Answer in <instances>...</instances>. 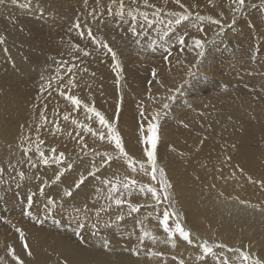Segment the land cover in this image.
I'll list each match as a JSON object with an SVG mask.
<instances>
[{
    "label": "bare ground",
    "instance_id": "bare-ground-1",
    "mask_svg": "<svg viewBox=\"0 0 264 264\" xmlns=\"http://www.w3.org/2000/svg\"><path fill=\"white\" fill-rule=\"evenodd\" d=\"M162 4L168 2L154 0L148 4V8L160 7ZM15 5L16 8L9 7L10 4L4 7L10 16L18 14L21 9L31 10L18 0ZM160 21L164 22L163 19ZM20 22L23 24L21 18ZM91 22L96 23L97 19H91ZM196 28L192 30L182 25L176 32L181 37L191 33L193 38L199 39L204 34H198ZM8 30L11 37L23 43L25 50L20 54L12 43L13 50L5 54L0 45V167L5 169L0 176V203H3L0 206V258H3L0 264H16L8 254L9 248L24 264H180L181 261L183 264H218L217 256L226 259L228 264H246L241 253H225L214 247L213 253L205 260L198 259L203 255V246L207 244L204 236L214 238L219 245L237 248L250 255H264V125L255 123L256 119L252 117L258 114L257 111L261 112L262 106L259 110L255 101L251 102L253 114L250 116L247 105L243 107L244 102L241 105L243 88L264 84L263 59L255 60L254 64L237 61L220 66L224 65L228 69L227 83L218 82L227 90L218 96L223 100L222 106L216 109L220 114L214 111L209 118L212 129H206L200 135L199 131L204 126L194 123L197 116L185 113L184 116H189L191 122H172L166 118L168 109L163 110L161 107L162 103H171L166 97L175 94V89L186 80V73L190 69L202 76L204 71L207 72L205 67L194 65L198 61L194 52L181 54L185 55L178 62L180 64H167L162 60V53L166 54V49L172 51L176 34L165 39L157 32H147L143 41L145 44H137L129 37L135 45L132 48L122 38L115 39L112 43L115 45H110L105 37L104 43L117 54L118 69L114 71L117 66L113 68L106 60L107 51L98 55L94 49H90L88 56H83V51L80 53L85 62L81 59L76 63L68 62L69 66L75 65L69 73L64 71V65L57 67V62L62 61L59 57H49L50 53L61 55L55 42H49L50 48L46 49L28 32ZM3 33L10 36L8 32ZM150 36L153 38L150 39ZM229 37L234 39L232 34ZM126 44L131 50L138 46L136 53L126 54L123 51ZM233 46L236 48L230 49L234 56L232 60L247 56L249 38L241 47L237 40ZM174 53L177 57V52ZM219 53L222 52L218 51L217 55ZM188 54L194 55V59H190ZM214 54L210 53L209 56L213 57ZM174 59L170 58L171 61ZM203 60L205 63L211 59ZM248 70L259 78H249ZM231 71L236 72L232 79L230 76L234 73ZM214 72L210 71L208 75ZM71 75L77 88L74 91L71 88L70 92L74 94L68 93L69 90L63 87ZM51 78L57 80L55 83L58 87L50 83L53 88L44 89V80ZM238 83L245 87H240ZM192 86H185L179 95L183 96L193 89ZM62 90H68L65 93L79 99L80 106H74L66 100L61 95ZM193 90H196L195 87ZM261 90L264 91L263 88ZM231 96L235 97V102ZM185 102L191 103L189 98ZM198 110L204 115V109ZM97 111L117 127L126 151L138 162L136 171L114 159L105 169L97 172L96 178L88 175L90 171L96 172L93 168L100 164L104 154L114 151L107 139L101 141L98 135H93L97 132L106 134L107 131L99 125L95 116ZM157 112L161 113L158 120L151 121V116ZM221 113L224 114L221 116ZM63 115H69V121H64ZM73 120L76 123H72ZM150 122L158 124L157 169H164L165 178L172 185L167 190L168 199H162L160 203L147 193L146 188L155 187L159 193L161 186L152 180L150 171L139 168V163L147 164L142 150L151 147L144 144L150 135L147 131ZM86 128H91L93 132H88ZM29 136V155L38 161L36 150L39 147L45 157L50 159L48 166L37 162L35 168L28 167L23 148L29 146L26 139ZM38 141L43 143L38 144ZM52 149H55V153H52ZM62 152L64 155L61 158L59 153ZM53 156L62 162L53 163ZM18 161L25 162L18 164ZM9 162L17 165L18 172L21 169L25 172L23 179L17 176V180L10 181ZM61 172L63 175L57 181L55 177ZM81 179L85 182L76 189L74 185ZM103 179L110 181L111 186L103 184ZM130 180H135V185L130 184L125 189L124 184ZM113 187L116 188L115 192L112 191ZM41 188L44 189L43 196L39 192ZM69 189L73 192L72 198L63 197L61 200L57 196L58 193L63 196ZM33 193L32 206L29 207L26 200ZM47 196L56 198L57 205L62 206L45 215ZM110 196L112 199H109ZM115 199H121V205H116ZM100 208L106 210L100 212V231L92 235V229L88 227L79 234L77 221L91 225L96 220V210ZM165 210L179 214V222L189 232L192 243L174 236L176 244L173 247L168 234L164 232ZM85 211H88V216H85ZM118 217L123 219L118 220ZM43 219L63 225L59 228L60 232L56 229L51 232L47 226L36 224L37 221L43 222ZM106 222L111 224V228L103 227ZM175 223L173 216L169 220L172 231H175ZM16 229L24 232L23 241ZM69 230L72 236L71 231H76L81 240L67 235ZM102 238L109 241L107 249L102 246ZM129 249H139L138 255H133ZM151 252L157 255H149Z\"/></svg>",
    "mask_w": 264,
    "mask_h": 264
},
{
    "label": "rangeland",
    "instance_id": "rangeland-1",
    "mask_svg": "<svg viewBox=\"0 0 264 264\" xmlns=\"http://www.w3.org/2000/svg\"><path fill=\"white\" fill-rule=\"evenodd\" d=\"M15 1L16 0H0V40L4 41V43H0V45L5 50V51L3 50L5 54L6 52L13 50V48H15L17 52L19 50L20 54L22 53L23 50H25L23 43H21L14 37H11L8 29L21 30V31L23 30L28 32L33 38L38 39L43 44L42 46L46 49L50 48L49 42L51 43L55 42V44L58 45L57 48L61 50V55L59 56L55 53H50L49 57L50 56L52 58L59 57L58 59L62 61L72 62V63H76L80 61L81 51L90 52V49H94L98 53V55H102L106 50L100 47L99 42L101 41L104 42L105 37L108 38L107 42L108 44L110 42L111 43L110 45H115L112 44L115 41V39L122 38L128 44H131L130 47L132 48L135 45L129 40V37H131V39H133L134 42L139 40L141 43L146 39L147 32H148L147 34L151 32L153 33L157 32L159 33L161 38H165V39L171 34L177 35L176 40L172 44V51L174 50L173 53L171 51L172 55H170V57L168 56L169 58L165 59L166 54L163 55L162 53V56L164 57L162 58V60H164V62H167V64L168 62L178 63L183 59L184 55L187 53L186 51L188 50L186 49H188V47L191 45V42L193 44V40L195 39V37L193 38V35L191 33L185 34V36L183 37L187 40V44L181 45L179 43V39L181 36L176 31H178V29L182 25H187L192 30H194V28L197 27L196 31L198 32V34L200 33L204 34V36L201 38L204 40L208 39V41L203 40V42H205L204 43L205 54L209 52L208 54H206L207 56H209L210 53L212 54L215 53L216 56L215 54L213 57L211 55V57L209 56L210 58L208 57L209 59L207 58V56L204 58L197 57V60H199L200 63L199 64L195 63L194 65H197L198 67L202 66V68L205 67L204 70H207V72L204 71L203 76L201 74L200 75L196 74V76L193 78H189V77L186 78V80L191 79V81L193 82L191 83L193 84L192 87L193 89L195 87L196 90H193L191 88L189 89V91H187V93L183 94V96H180L179 93L175 92L174 95L176 96V99L172 100L171 103H169L170 105L168 108L169 114L167 111L166 118L172 122L186 121L189 123L192 120L189 118V116L186 118L184 116L185 113L187 115L197 116V120L194 123L204 126L203 129L199 131L200 135L203 134V132L206 129H212L213 124L209 118L212 117V112L215 111L214 113H216L217 111L216 109L222 106L223 100L220 99L218 96L221 95L222 91H225L227 89L223 88V85H221V83L218 82L222 81L227 83L228 81V75L226 74V70L228 69H225L224 65L226 66L228 64H234L237 61L238 62L241 61V63L244 62L250 64H254L255 60L257 59L259 60L263 59L262 61H264V0H246V4L244 8L240 9V11L236 10L235 5L233 4V0H179V3H177L176 0H166L168 4L166 5L162 4L160 7H151V8L145 6L143 0H136V3H133V0H124L125 11L127 12L131 10L133 12V15L136 16V21H133L132 17L128 16L127 17L128 23H122L121 18L109 17L107 14L108 8H112L114 12L119 10L120 0H99V3H97L96 0H88L87 5H85L84 0H18L20 3H25L26 6H29L31 10L21 9L19 12H17L18 14L16 15L14 14V16L12 14L10 16L4 7L10 4L11 6L9 7L16 8ZM153 1L154 0H148V4ZM27 3L30 5H28ZM180 4H183L185 7L182 9L180 7ZM229 8L231 9V11L229 10ZM93 9L96 10L97 17H100L101 12H103V20L107 25V27H104V25H100V27H97V25L100 24L99 19H97L96 23H93L91 22L92 18L86 17L89 16L88 13L91 12ZM145 16L147 17V20L144 19ZM179 16H187L188 19L182 20L180 24H176L175 20ZM20 18L21 20H23V24L20 22ZM161 19H163L164 22L160 21ZM215 19H219L221 21V25H216L211 23V21ZM148 20L152 21L151 27H148ZM76 21H87L84 29L85 34L83 36L79 35L78 31L74 29V23ZM169 21H171V23H169ZM132 23H136L137 31L139 32L138 36H134L131 32L127 31L128 27ZM141 25H143L142 29H141ZM89 26L91 27V30L94 34L97 43H93V41L87 35V28ZM201 29H203V31H201ZM3 31L8 32L10 36L3 33ZM231 34L232 37L234 36L233 40L231 39V37H229L231 36ZM151 38L153 37L150 36V39ZM248 38H249V49H248L249 52L247 53V56L239 57L236 60H232L234 56L231 55L232 52H230V49L236 48L233 46V42H236L237 40L239 43V47H241L243 44L247 42ZM12 43H13V48H11ZM142 44H145V42H143ZM214 45L216 47H214ZM220 45L222 46L220 47ZM137 50H138V46L131 50L130 48L127 47L126 44L125 50L123 51H125L126 54H133L136 53ZM182 50H184V52ZM226 50H229L227 51L229 54L226 53ZM218 51L222 52L221 53L222 55L220 53L217 55ZM174 52H177L176 53L178 54L177 57ZM183 53L185 54L181 55ZM188 53L191 52L188 51ZM225 53L228 55L225 56L226 55ZM106 55H107L106 60L110 63V65L113 68L116 67L117 61L114 62L112 60L110 53L107 52ZM118 55L120 56V54ZM194 55L193 56L189 55L188 57H190V59H192L193 57L194 59ZM150 56L153 57V53H151ZM171 56L175 58L172 61L170 60V58H172ZM0 57L2 56L0 55ZM67 58H71V60L69 61L67 60ZM203 59H206L205 61L211 59L210 60L211 63L209 61L204 63ZM81 60L83 62L86 61L84 59ZM222 64L224 65L220 67ZM60 67H63V65ZM173 69H175V67ZM219 70L221 72H219ZM210 71L216 74L214 75L212 73V75L209 76L208 74L210 73ZM218 72L219 74H217ZM231 72H233L234 74L231 73L233 75L230 76V79H232L231 77L235 76L236 73L235 71H231ZM248 72L250 74L249 78L251 79L259 78V76H256L254 73H251L249 70ZM222 74L224 75V77L222 76ZM193 80L195 81V83ZM44 81L46 83L44 89L45 88L49 89L50 87L53 88L52 85L55 86L58 85L55 83L57 82V80L54 81L52 78L51 80H44ZM196 82L199 84H197ZM50 83L53 84L49 85ZM238 84L236 86H238ZM230 86H232L231 83ZM239 86L245 87L243 84H240ZM261 88L264 89V84L250 85L249 87L246 86L245 88H243L244 91H242L241 93L244 94L243 95L241 94V96L244 97L242 98L241 105H243L244 102L245 104L243 105V107L247 105V108H249L248 113H251L250 116H252L253 112H251L250 103L255 101L254 103L256 107H258L259 110H261L262 108V110L261 112L257 111L258 114H255L252 117L256 119L255 123L264 125V116H263L264 91L261 90ZM74 90H77V88L74 87L73 91ZM62 91L66 92L68 90H62ZM71 92L69 91L68 93ZM71 94H74V92H72ZM231 97L234 98V102H235V97L234 96ZM187 98H189L191 103L185 102ZM248 98H251L252 101L250 99L248 100ZM193 101H196L197 103H193ZM197 108L198 109L201 108V110L204 109L203 110L204 115H201L199 113L200 110H198ZM217 112L218 113L216 114H220L219 111ZM223 114L224 113H221V116ZM97 167H100V164H98L95 168H93V171H97ZM106 167H101L100 170H103ZM2 205L3 203L1 202L0 206ZM253 214L254 213H252V215ZM44 221L43 222L37 221L36 224H43L47 226L51 232H54L56 230L60 232L59 228H62L63 226L58 223L49 222V221L44 222ZM72 232H73V236L70 234V230L68 231L69 234L67 235L77 238L76 240L80 241L81 239L78 237L77 232L75 231L74 233V231H71V233ZM210 238L211 237L204 236V239L205 240L207 239L206 243L207 244L210 243L209 245L213 246L214 248H217L216 250H221L225 253H238V254L241 253L239 249L233 247L229 248L225 245H224L225 247L223 248L215 247L216 245H219L218 242L214 240V238L211 239Z\"/></svg>",
    "mask_w": 264,
    "mask_h": 264
},
{
    "label": "snow or ice",
    "instance_id": "snow-or-ice-1",
    "mask_svg": "<svg viewBox=\"0 0 264 264\" xmlns=\"http://www.w3.org/2000/svg\"><path fill=\"white\" fill-rule=\"evenodd\" d=\"M97 3H99V0H96ZM145 6H148V0H143ZM177 3H179V0H176ZM85 5L88 4V0H84ZM133 3H136V0H133ZM233 4L235 5L236 10H240L242 8H244L245 4H246V0H233ZM180 7L183 9L185 6L183 4H180ZM107 14L109 17H119L121 18V22L122 23H128L127 17L131 16L133 21H136V16L133 15V12L130 11H125V4H124V0H120L119 3V10L118 11H113L112 8H108L107 10ZM88 15L93 19H99L100 24L97 25V27H100V25H104V27H107V25L105 24L104 20H103V12H101L100 17H97L96 14V10L93 9L91 12L88 13ZM145 20H147V17H144ZM188 19L187 16H179L177 17V19L175 20L176 24H180L182 20H186ZM87 23V21H76L74 23V29L78 31V34L83 36L85 34L84 32V28H85V24ZM169 23H171V21H169ZM211 23L216 24V25H221V21L219 19H215L212 20ZM152 26V21L148 20V27ZM143 28V25H141V29ZM127 31L131 32L134 36H138L139 32L137 31V26L136 23H132L130 24V26L128 27ZM201 31H203V29H201ZM87 35L88 37L93 41V43H97V41L95 40L94 34L91 30V27L89 26L87 28ZM0 43H4V41L0 40ZM136 43H140L139 40L136 41ZM179 43L181 45H185L187 44V40L182 36L179 39ZM100 47L105 49L108 53H111V58L112 60L115 62L117 60V54L113 51V49L111 47H109V45L107 43L104 42H99ZM189 52H194L195 55L197 57L200 58H204L205 57V51H204V43L201 39H194L193 40V44L192 46H189L187 49ZM166 56L165 59L168 58V56L171 55V51L166 49ZM84 56H88L90 55L89 52L84 51L83 52ZM197 64L200 63V61H196ZM60 65H64V71L65 72H69L71 73L73 70V67H75L74 64H72L71 66H69L68 62L65 61H60L57 62V67L59 68ZM118 65L117 68H114V71H116L118 69ZM86 71V69H85ZM94 75V73H93ZM156 73L155 71H153V76H155ZM186 75L189 78H193L196 76V73L193 70H189ZM192 83L191 79L189 80H184L183 83L177 87L175 89L176 93H181L182 89L187 86L190 85ZM65 88H67L69 91L71 90V88L76 87V84L73 82V76H69V79L67 80L66 84L63 86ZM171 92V90H170ZM61 95L64 96V98L68 101L71 102L72 105L79 107L81 104V101L79 99H77L75 96L73 95H68L67 93H65L64 91H61ZM151 99V97H149ZM176 99V96L173 94H170L166 97V100L168 101H172ZM163 110H167L169 108V104L168 103H162L161 105ZM89 111H94V109H89ZM161 115V113L157 112V113H153V115L151 116V121H156L158 120L159 116ZM95 116L98 119L99 125L103 128L106 129V134L104 132H97V133H93V135H98L99 139L101 141H104L105 139H107L108 144L113 145L114 151H112L111 153H106L103 155L101 162H100V167H97V171L96 172H92L90 171L88 173L89 176L96 178L97 177V172L100 171L101 167H106L108 164L112 163V161L118 160L121 161L123 163H125L129 168H131L133 171H136L137 168V160L134 159V157L128 152L126 151V146L125 144L122 142V137L117 129V127L114 125V123L109 120L106 119L104 115H102L100 112H95ZM141 116H144V113H141ZM70 117L69 115H63V120L64 121H69ZM72 123H76L75 120L72 121ZM157 129H158V124L156 123H149L148 124V128L147 131L148 133H150V135L147 137L146 140H144V144L145 145H151L150 148H145L142 150V155L146 156V160H147V164L145 163H139V168L142 171L151 172V178L153 181H156L161 187L159 189V193L157 188L155 187H147L146 191L147 193H150L152 198H154L158 203H160L162 201V199H168L167 196V190L170 189L172 187V185L167 181V179L165 178V172L164 169H157V141H158V135H157ZM86 130L90 133L93 132V130L91 128H86ZM141 130L143 131V126H141ZM37 131H39V129H37ZM69 135H71V133H69ZM29 141V146L24 147L23 148V155L26 158V163L28 165L29 168H35L37 166V162H42V164L44 166H48L50 163V159L45 157L44 152L40 151L39 147L37 148V152H38V161H34L32 159V157L29 155L31 148H30V141H31V137H27L26 138ZM24 141L22 140V143ZM42 141H38V144H42ZM85 148H87V145H84ZM52 153H55V149L51 150ZM63 153H59V157H63ZM25 161H18V164H23ZM52 162L53 163H61L62 160L57 159L55 156L52 157ZM95 166V165H94ZM70 168V166H68ZM9 168V172H10V181H14L17 180V176L19 177V179H23V177L25 176V172L21 169L17 170V165H13L11 164V162H9L8 165ZM5 169L0 167V176L3 175ZM157 173H159V176H157ZM63 175V173H58L55 177V179L57 181L60 180L61 176ZM84 179H81L78 183H76L74 185V187L76 189H79L80 186L84 183ZM253 183H255V181H252ZM102 183L105 184L106 186H111V182L103 179ZM136 181L135 180H130L128 183L124 184V188L128 189L129 185H135ZM142 191H144L145 189H141ZM112 191L115 192L116 188L113 187ZM40 194L43 196L45 195L44 193V189L41 188L39 189ZM35 195V193L29 195L27 197L26 203L29 205V207L32 206V202H33V196ZM57 196H59V198L61 200H63V197H69L72 198L73 197V192L71 189H69L68 191L63 193V196H60V194L58 193ZM109 199H112V197L110 196ZM122 200L121 199H115V204L116 205H121ZM62 205H57V200L56 198L52 197V196H47L46 200H45V205H44V213L45 215H48L49 213L52 212V209L54 208H59ZM87 207V206H86ZM129 207H131V205H129ZM106 211L105 209H97L96 210V220L91 224L88 225L87 223H81L80 221H77V228L80 229V233L82 234L83 230L85 228L90 227L92 229V235H96L97 232L100 231L101 228V221H100V212L101 211ZM133 211H138V209L136 208H132ZM54 214V213H53ZM85 216H88L89 213L88 211L84 212ZM173 216H175L176 219V223H175V231H172V229L169 227V220L170 218H172ZM118 220L123 219L122 217H118ZM179 214L176 213H169L167 210H165L164 214H163V225H164V232L168 234V239L170 242H172L173 247H175L176 244V240L173 239L174 236L177 237V239L182 238L183 241L188 242V243H192V240L190 239V234L188 231L185 230V228L181 225V223L179 222ZM104 228H111V224L110 223H104L103 225ZM17 232H19L20 238L23 241L24 240V232L20 229H16ZM178 234V235H177ZM141 243H143V241L141 240ZM102 246L107 249L109 247V241L107 240V238H102ZM25 250H27V244L25 243L24 245ZM215 247H220L223 248L225 247L224 245H216ZM129 251H131V253L133 255H138L139 253V249H129ZM203 255L198 257V259L200 260H205L206 257H208L210 254L213 253V246H209L207 244H205L203 246L202 249ZM8 254L11 256V259L13 261L16 262V264H24L23 260L20 259L19 256L13 254V250L11 248L8 249ZM29 255H31V253H28ZM149 255L155 256L157 255V253L155 252H151L149 253ZM241 256L243 258V261L246 262V264H264V255H260V256H252L249 253H245V252H241ZM3 258H0V260H2ZM217 261L218 264H228V261L220 256H217ZM180 264H183V261L180 262Z\"/></svg>",
    "mask_w": 264,
    "mask_h": 264
}]
</instances>
